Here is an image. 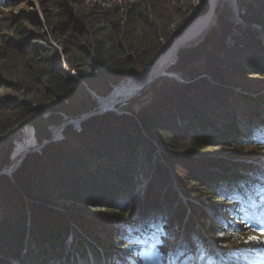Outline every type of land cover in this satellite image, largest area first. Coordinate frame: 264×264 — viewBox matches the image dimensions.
Returning a JSON list of instances; mask_svg holds the SVG:
<instances>
[{"label": "trees", "instance_id": "trees-1", "mask_svg": "<svg viewBox=\"0 0 264 264\" xmlns=\"http://www.w3.org/2000/svg\"><path fill=\"white\" fill-rule=\"evenodd\" d=\"M11 1L0 0V10ZM107 1L86 7L80 0H39L42 16L10 19L14 55H8L25 72L0 68V110L9 114L4 129H10L0 136V171L10 163L16 128L29 125L39 142L50 139L49 128L64 116L95 109L90 91L108 95L172 44L177 34L159 36L144 9ZM251 1L256 5L244 19L264 37V0ZM206 11L197 9L194 18ZM221 16L203 41L178 52L173 70L186 82L155 80L128 101L134 116L105 112L80 128L68 124L59 142L0 176V264H76L69 238L73 253L85 257L88 248L100 264H155L170 231H178L177 264H264V254L215 251L240 248L244 236L264 231V164L244 156L247 147H264V94L252 96L261 92L258 85H241L242 93L226 87L264 76V43L257 31L228 28ZM234 29L239 33L227 49ZM176 166L186 172L178 187L187 202L171 184ZM149 174L147 193L138 198L136 188ZM190 200L211 204L216 214L209 220ZM229 207L240 225L222 218ZM234 233L243 238L231 243Z\"/></svg>", "mask_w": 264, "mask_h": 264}, {"label": "rangeland", "instance_id": "rangeland-1", "mask_svg": "<svg viewBox=\"0 0 264 264\" xmlns=\"http://www.w3.org/2000/svg\"><path fill=\"white\" fill-rule=\"evenodd\" d=\"M52 1L53 0H50V4ZM80 1L84 6L88 7L90 6L91 3H94V2L102 3L103 1H106V0H80ZM20 2H21L20 0H13L10 3L11 7L4 8L2 6L0 10V68H2L5 72L11 73L12 75H16V76L20 74L23 75L25 70L21 63H18V66L16 65V63H13V60L11 59V55H8V53L10 54V53H13L14 51V50H11L10 45H9L10 38H12L13 36L12 32L9 29L10 19L13 16H20L22 12H26L28 14L37 12L40 16H42V12H41L42 9H41L39 0H28V2L30 3H20ZM105 5L110 6V7L118 5V6H123L124 8H127V7L130 8L132 5H135V6H138V8L140 7L144 9L145 12H147L149 16L148 22L151 23L153 21V26L154 27L156 26L157 28L155 32H158L159 36L161 35L171 36V34L173 35L177 34L174 37L172 44L168 47V49L171 46H173V44L175 43L174 45L176 46L178 45V52L181 49L191 48L194 45L203 41L208 35V33L217 26L218 19L221 15L224 16L225 20L223 21L228 24L227 25L228 28L231 26V27H234L235 29L236 27H240L244 31H246L247 29L255 30L260 34V39L264 43V37L261 34L260 26L258 24L249 23L245 21L244 19L247 8L250 7L251 5H254V6L256 5V3H252L251 0H109L107 1V3H105ZM197 9H198V12L201 10H207L205 13L206 15L204 14V16L202 15L203 17L200 16V18L199 17L194 18V14L197 11ZM235 29L232 31V34H231L233 37V40L231 38L230 41L227 42V49L232 48V46L234 45L235 38L237 37V34L239 33ZM165 42L166 41L164 39L161 40V44H165ZM12 55H14V53ZM7 56H10L9 59H7L8 58ZM176 59L177 57L175 58V60L170 61V63L171 62L175 63ZM173 65L174 64H172L169 67L170 68L169 70L171 71V73H174V74H171L172 77H164V78L174 79L175 81L182 82V83L186 82L187 80L184 78V75L182 73L177 72V71L175 72L173 70V67H174ZM243 65H246V64L244 63ZM63 68L67 73L72 74L71 72H69V69L65 63L63 64ZM234 83H235L234 85L233 84L227 85L226 86L227 89L232 88L236 93H242L240 90L241 85H246L249 87L258 85L257 89L260 90L261 92L257 95L255 94L252 96L256 99L258 98V95L264 94V76H260L258 74H253V75L251 74V75H247V77L245 78H238L237 81ZM151 84H149L147 87H149ZM122 85L118 86L114 90V92L111 94V96L102 100V103L105 104L107 103L108 100H111V98L114 96V93L117 92V89H119ZM147 87H145L144 89H146ZM140 93L138 95H140ZM127 104H128V101L121 102L114 107L112 106L113 109L107 112H115L119 114H128V115L132 114L134 116V114L132 113V110L134 108L129 107V105ZM239 106L241 108V111L244 112L245 111L244 105H239ZM7 116H9V114L6 111L0 110V136H2L4 133L9 132L10 130L8 129V127H7V130L4 129V122L7 121ZM79 124H81V122L77 124H72V125L75 126L76 128H80ZM64 128L62 130L57 129L55 127L52 128L54 132V135H53L54 141L52 143H57L63 138ZM15 131L16 133L14 134V140H15L14 148L15 150L17 147L23 149L21 154L17 158H15V161H18L21 158V156L24 154V152L27 150V148L32 146V144L29 142H31L32 137H34V128L29 125H25V126L16 128ZM36 143L37 142L35 140L34 146L36 145ZM263 148H264L263 146L261 147L257 146L254 149L251 147H247L244 151L245 152L244 156L253 157L255 160H257L255 162L248 161V163L264 164V149ZM43 149L35 154H38V153L40 154L43 151ZM219 154H220L219 152L213 151L212 156L218 157L220 156ZM154 160H155V155L153 156V161ZM163 161L164 159L162 158L160 162L164 163ZM262 169L264 170V166L262 167ZM170 172H171V182H172L171 184L172 185L174 184V187H173L174 190L177 192V194L180 196V198L184 202H187L188 199L182 195L181 189L178 187L179 183H183V184L185 183L183 181V179L186 178L185 169H183V167L181 166L179 168L176 166L175 170H172L170 168ZM150 174L145 177L143 176L144 177L143 181L137 186L136 194L138 195V198L142 197L144 194L147 193V190H148L147 186L150 181ZM11 175L9 174L8 176H11ZM190 202H194L200 207H202L206 211L207 218L209 220L212 219L214 215L216 214L213 207L209 203H205V202L200 203V202H196L193 200H190ZM231 203L233 202H230V204ZM62 205L63 204H60L59 207H62ZM134 205H135V202L131 203L130 208H133ZM231 209L232 207H229L228 210L230 211H224L223 213H221L222 218L227 223H235L236 225H240L239 224L240 218L235 213H233ZM1 210H2V205L0 202V218H1ZM98 210H101V209H98ZM191 216H193V213H191ZM170 232H171V236L169 238L164 239L161 244V251H163L165 256L161 258L160 263H156L155 261V264H177L178 263L179 255L176 251L179 248V240L173 239V237L178 236V231H170ZM261 232L262 231L258 230V231H255V233H250L248 236H244L246 239L245 241L246 244H244V246L240 248L233 247V248H230V250L226 251V249L220 250L218 247L215 249V251L216 252L221 251L228 255L231 253L230 257L234 253H237L240 255L242 253L244 254L245 252H248V253L252 252V254L254 253L264 254V235H262ZM232 236L233 237H230L231 243L232 241L234 242L237 241V238H238V241L243 238V235L240 233L239 234L234 233ZM251 237H256L257 239L255 240L250 239ZM209 240H210V243L213 245L217 243L214 240H211V239ZM70 243H71V238L68 239V242L66 244V249L69 251L70 254L72 253L74 255L76 264H100L101 259L98 258L95 254L90 253L88 248H87V255H85V257H82L78 254L73 253L69 249ZM119 248H122V246H120ZM125 252L126 250H124L123 253L125 254ZM126 253L129 256H131L132 254V252H129L128 250ZM251 258H254V257H251ZM102 264H104L103 261H102Z\"/></svg>", "mask_w": 264, "mask_h": 264}, {"label": "water", "instance_id": "water-1", "mask_svg": "<svg viewBox=\"0 0 264 264\" xmlns=\"http://www.w3.org/2000/svg\"><path fill=\"white\" fill-rule=\"evenodd\" d=\"M174 44H173V46H174ZM173 46H171L170 48H172ZM168 50L159 57V59L155 62V64L153 66H149L148 68H146V70L144 72L137 74L135 76H131V77L127 78L126 80L122 81L119 85L115 86L108 95L100 96V95H97L94 92L89 90L93 94V97L96 101L95 109H93L92 111H90L86 114H83L81 117H78V118H68V117L64 116V120H63L62 124H60L58 126H52L49 128V131L51 133L50 139H44L42 142H39L37 139V136H36L35 129H34V138L36 139V142H37L36 145L34 147H31V148L28 147L27 150L24 152V154L21 156V158L16 163L13 162V155H14V151H15V148H14L12 153H11V156H10L9 165L6 166L2 171H0V176L1 175H9V174L11 175L21 166V164L23 163V161L26 159V157L28 155H30L32 153H37V152L41 151L44 147H46L47 145L52 143L54 141V136H53L54 132L52 130L53 127L62 130L68 124H77V123H80L83 120H86L92 116L103 114L107 111H111L113 109V107L116 106L117 104H119L121 102L130 101L131 99L135 98L145 87H147L149 84L153 83L155 80H157L161 77H172L171 74H174V73H171V71L169 70L170 69L169 67L172 64H174V62L170 63L168 61H166V62L161 61L163 56L166 55V53L168 52ZM141 76H142V78L137 80L138 85L133 87L132 89H130L128 91V93L124 95V97L120 98L117 102H115L113 104V107L106 106L105 104L102 103V100L111 96V94L114 92L115 88L120 86L122 83H124L127 80H128L127 82L130 83L131 79H133V78L138 79V77H141Z\"/></svg>", "mask_w": 264, "mask_h": 264}, {"label": "bare ground", "instance_id": "bare-ground-1", "mask_svg": "<svg viewBox=\"0 0 264 264\" xmlns=\"http://www.w3.org/2000/svg\"><path fill=\"white\" fill-rule=\"evenodd\" d=\"M200 18V17H199ZM198 19V18H197ZM177 53H178V45L176 46V45H174L167 53H166V55H164L163 56V58H162V62L164 61V62H166V61H168V62H170V61H173V60H175V58L177 57ZM151 70V69H150ZM149 70V71H150ZM142 78V76L141 77H138V79H136V78H133V79H131L130 80V83H128L127 81H125L124 82V84L119 88V89H117V92H115L114 93V96L111 98V100H108L107 101V103H105V105L106 106H109V107H112L113 106V104L115 103V102H117L120 98H122V97H124V95L125 94H127L128 93V91L130 90V89H132L133 87H135V86H137L138 85V82H137V80H139V79H141ZM35 138L34 137H32V140H31V142H29V143H31L32 144V146H34V143H35ZM28 143V144H29ZM21 145V144H20ZM31 146V147H32ZM30 147V148H31ZM26 149V148H25ZM23 151V149L22 148H19V147H17L16 148V150L14 151V155H13V161H15V158H17L20 154H21V152ZM15 162H17V161H15ZM14 162V163H15Z\"/></svg>", "mask_w": 264, "mask_h": 264}, {"label": "snow or ice", "instance_id": "snow-or-ice-1", "mask_svg": "<svg viewBox=\"0 0 264 264\" xmlns=\"http://www.w3.org/2000/svg\"><path fill=\"white\" fill-rule=\"evenodd\" d=\"M261 234L264 235V231H262ZM250 239L255 240V239H257V238H256V237H251Z\"/></svg>", "mask_w": 264, "mask_h": 264}]
</instances>
